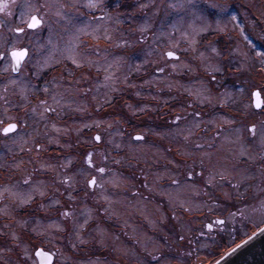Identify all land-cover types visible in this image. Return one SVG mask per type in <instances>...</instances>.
<instances>
[{"label":"rangeland","instance_id":"1","mask_svg":"<svg viewBox=\"0 0 264 264\" xmlns=\"http://www.w3.org/2000/svg\"><path fill=\"white\" fill-rule=\"evenodd\" d=\"M69 2L93 10L89 0ZM59 5L47 46L56 54L34 74L65 62L44 84L50 98L33 101L27 117L43 120L40 140L62 152L40 157L34 174L22 159L6 164L20 179L7 180L12 201L0 205L9 218L0 233L11 242L0 240V264H37L38 247L56 251L53 264H213L264 221V104L255 110L249 100L256 87L264 96V0H107L84 17ZM169 50L178 57L166 58ZM11 80L5 100L35 87L25 73ZM89 128L100 130L98 143ZM24 132L2 141L1 160L32 145ZM84 144L91 149L80 158ZM45 171L67 203L45 197Z\"/></svg>","mask_w":264,"mask_h":264},{"label":"flooded vegetation","instance_id":"2","mask_svg":"<svg viewBox=\"0 0 264 264\" xmlns=\"http://www.w3.org/2000/svg\"><path fill=\"white\" fill-rule=\"evenodd\" d=\"M71 1V0H70ZM260 2H263V0H259ZM61 3V7L63 9L66 8H76L77 11L81 12L83 17L90 15L91 13L97 15L96 12L102 11L103 7H106L107 0H104L102 4H100L99 7L93 8V10H86L85 7L80 3H72L70 4L69 0H0V93L2 92H8L12 90V86H8V81L12 78H17L22 73H25L26 76H28V79L34 84V89L30 91L29 94L26 96L19 97L18 95L11 96V100H5L4 97L0 95V154L2 152V141H8L11 136L16 135L21 130H25V140H33L32 145H26L24 147L25 151L22 152H16V149H10L8 152H4L6 156L0 159V205L5 204V202H11L12 199H10V187L8 186L7 180L10 179V181L14 178L17 180L19 178V173L16 171L17 169H13L10 165H6L8 163L13 164L12 161L16 159H22L19 163L25 166L26 168L29 165V172L30 174H34L38 171L39 166L37 161L40 159V157L47 154L48 157H51L53 155L59 156V150L62 152L59 147H56L55 145H51L50 143H45V141H41L40 134L45 131L43 120H41L39 117L33 118V117H27V109L28 107H31V103L33 101H46L50 98L49 91H44L46 87H44V84L48 83L49 77H52L53 75H57L59 72H61L62 65H58L59 62H63L64 64L65 60H61L57 63H51L48 67L44 69H40L37 76H35L34 71V64L40 59H46L50 58L51 56H54L55 52H49L47 49L48 46V39L51 33L58 34L59 29V23H57L54 20H50V16L55 14L58 11L59 4ZM249 9H251L249 7ZM31 15H36L38 18H40L43 21L42 25L37 26V28L32 29L28 28L26 26L29 17ZM18 27H23V32H18L16 29ZM50 45V44H49ZM23 48L28 49V54L25 56L24 59L20 60L19 63L16 62V60L12 57L11 53L13 51H21ZM59 55V54H58ZM166 57V56H165ZM67 64H69L67 62ZM66 65V64H65ZM71 66V65H70ZM74 68V66H73ZM72 66L71 69L73 70ZM49 86V85H48ZM3 89V91H2ZM36 91V97L33 98L35 95H33V91ZM254 90H258L261 99H262V105L259 109L262 108L264 104V96L262 95L263 91L261 88H254ZM253 90V91H254ZM13 91V90H12ZM14 92V91H13ZM41 95L43 97H41ZM120 96H123L121 94ZM2 98L5 100H2ZM250 103L252 105V97L249 98ZM105 104V102H104ZM104 104L101 105L102 108H104ZM231 109H234L233 107L229 105H224ZM219 107V105H217ZM253 107V105H252ZM254 108V107H253ZM255 109V108H254ZM255 109V110H259ZM24 112V113H23ZM23 113L25 116H20ZM48 113V114H46ZM45 114L47 118L54 119L55 121H59L58 114L55 112L54 108H51L50 106H46ZM57 114V115H56ZM9 116L7 119H2V116ZM56 115V117H55ZM65 115V114H64ZM26 118L28 119L26 124H23L22 119ZM69 118V117H68ZM248 120H250L248 118ZM42 122V124H40ZM249 123V122H248ZM9 124H15L16 128L13 129L11 132H4L3 129L8 127ZM251 123H249L250 125ZM39 125V127H38ZM251 125L248 127L247 131L251 130ZM97 130H90L86 129L84 131V135H91L93 140L98 143L96 137L100 135L96 134ZM100 131V130H99ZM94 134V136H93ZM135 136H140V134H133L132 138L135 139ZM138 138V139H140ZM101 143V142H100ZM46 144L47 148H41L42 145ZM33 146V149H32ZM74 150H69L70 152L76 153L75 146L73 145ZM90 145L84 144V149H79L82 151V154H79L80 158L84 157L86 155V152L90 150ZM29 150L30 152H27ZM80 153V152H79ZM170 154V151H169ZM178 157L182 156L181 154L175 153ZM171 155V154H170ZM28 160V161H27ZM179 161V159H176ZM76 161L73 162L71 166H75ZM58 166H56V169ZM64 167V166H63ZM63 167H60V169L64 170ZM121 167V166H120ZM70 168V167H69ZM54 171H45L39 173V175L45 176L47 181H49L48 184H46V187H49L45 197L50 195H60L61 199L64 201V204L68 202L66 198L63 197L64 194L61 192H58L54 189V184L57 182ZM60 172V170H59ZM198 173L200 171H197ZM12 173V175H10ZM18 173V174H16ZM43 173V174H42ZM10 176H9V175ZM57 174V170H56ZM194 181H198V174L194 173ZM94 176H92L93 178ZM20 179V178H19ZM24 180V178H23ZM22 180V181H23ZM18 181V180H17ZM170 181H173L170 179ZM24 182V181H23ZM7 183V184H6ZM10 183V182H9ZM22 184L21 182H19ZM92 185L89 184L88 190L91 192L93 191ZM81 189V192L86 191L84 188ZM91 189V190H90ZM75 192H77L75 194ZM80 192L73 191V195H77ZM44 198V197H43ZM43 199H40L38 202L42 201ZM69 205V204H68ZM25 207L22 206L21 208L26 210ZM52 207V206H51ZM20 208V209H21ZM49 209L53 210L54 206L52 208L48 207ZM56 209V208H55ZM23 210V211H24ZM182 215L183 213H189L185 211L184 208H179ZM21 211V213L23 212ZM170 214L172 211L170 209L167 210ZM219 212V210H216ZM211 215H213L215 212H209ZM193 214V213H192ZM204 214L202 213V216L199 218H202ZM193 218V217H192ZM197 218V217H194ZM197 218V219H199ZM8 217H4L0 214V223L1 222H9ZM210 219H214L216 223H220L223 219V217H220V219H215L214 216H212ZM215 224V223H214ZM2 225V224H1ZM213 224L209 223L206 226V229L213 228ZM119 229V228H117ZM235 230V229H234ZM153 231V230H152ZM237 229L234 232V235L236 234ZM7 235V234H6ZM5 232L0 233V240L5 241L7 243L8 241L5 239ZM1 242V241H0ZM8 243H11L10 241ZM42 248V247H38ZM46 251H49L48 249L42 248ZM53 253L54 260L56 259V251L51 250L49 251ZM53 260V262H54ZM37 263V261H36ZM53 264V263H52Z\"/></svg>","mask_w":264,"mask_h":264},{"label":"water","instance_id":"3","mask_svg":"<svg viewBox=\"0 0 264 264\" xmlns=\"http://www.w3.org/2000/svg\"><path fill=\"white\" fill-rule=\"evenodd\" d=\"M166 53V58L178 57L177 54L175 57H168ZM251 97L253 107L259 109L262 105V99L258 90H254ZM138 138L140 136H135V139ZM34 257L37 264H52L54 260L53 253L42 248H37L34 251ZM213 264H264V225Z\"/></svg>","mask_w":264,"mask_h":264},{"label":"snow or ice","instance_id":"4","mask_svg":"<svg viewBox=\"0 0 264 264\" xmlns=\"http://www.w3.org/2000/svg\"><path fill=\"white\" fill-rule=\"evenodd\" d=\"M181 2H182V0H181ZM87 6H88L89 8H95L97 5H96V3L93 2V0H89ZM147 6H148V5L145 4V3L139 5V7H140L141 9H143V8H145V7H147ZM169 6H170V7H174L175 5L170 4ZM117 7H119V5H117ZM58 14H59V13H58ZM24 23H26V26H27L28 28L35 29V28H37V26L42 25V24H43V21H42L40 18H38V16H36V15H31V16L29 17L28 21H27V22H24ZM149 27H150V25L145 24V25L141 26L139 30H140L141 33H143V32L146 31ZM16 30H17L18 32H23V31H24V28H23V27H18ZM80 31H83V29H80ZM194 31H196L197 34H198V31H202V29H200V30H196V29H194ZM242 31H243V30L241 29V32H242ZM213 51H216V49L213 48ZM27 54H28V49H26V48H23L21 51H13V52L11 53L12 57L16 60L17 63H19L20 60L24 59L25 56H26ZM133 54H134V52H130V53H128V55H130V56L133 55ZM166 55H167L168 57H175V56H176V52H175V51H171V50H169V51H167ZM74 62H75V61H74ZM172 67L175 68L176 65L173 64ZM214 70H218V69L215 68ZM158 71H162V69H158ZM44 91H47V88H45ZM15 128H16V125H15V124H9L8 127H6V128L3 129V131L6 132V133H8V132H11V131H12L13 129H15ZM96 139L99 140V139H100L99 136H97ZM90 160H91V158H88L87 161L90 163ZM99 171H100V172H103L104 169L101 168V169H99ZM87 183L90 184V185H92L93 187H95V186L97 185V180H96L95 177H93V178L89 179V180L87 181ZM40 194L43 195L42 192H41ZM57 202H58V201H57Z\"/></svg>","mask_w":264,"mask_h":264},{"label":"trees","instance_id":"5","mask_svg":"<svg viewBox=\"0 0 264 264\" xmlns=\"http://www.w3.org/2000/svg\"><path fill=\"white\" fill-rule=\"evenodd\" d=\"M82 147H83V149H84V146L82 145ZM264 225V221H261V222H259L258 224H253V225H250L251 226V228H253L254 227V229H256V230H258L260 227H262ZM247 238V237H246ZM245 238V239H246ZM230 245L231 244H227L226 246H225V248L227 249V248H230ZM231 249V248H230ZM218 252L219 251H217V254L214 256V257H212V258H210L209 260H211V259H215L216 257H217V255H218ZM215 261V260H214Z\"/></svg>","mask_w":264,"mask_h":264},{"label":"bare ground","instance_id":"6","mask_svg":"<svg viewBox=\"0 0 264 264\" xmlns=\"http://www.w3.org/2000/svg\"><path fill=\"white\" fill-rule=\"evenodd\" d=\"M229 250H231V249H229ZM229 250H228V251H229ZM228 251H227V252H228ZM227 252H226V253H227ZM226 253H225V254H226Z\"/></svg>","mask_w":264,"mask_h":264}]
</instances>
